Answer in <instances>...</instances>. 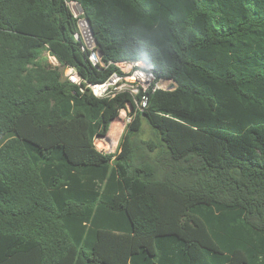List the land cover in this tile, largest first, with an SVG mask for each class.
<instances>
[{
	"label": "trees",
	"instance_id": "trees-1",
	"mask_svg": "<svg viewBox=\"0 0 264 264\" xmlns=\"http://www.w3.org/2000/svg\"><path fill=\"white\" fill-rule=\"evenodd\" d=\"M72 2L175 89L94 97L117 69ZM0 264H264V0H0Z\"/></svg>",
	"mask_w": 264,
	"mask_h": 264
},
{
	"label": "built area",
	"instance_id": "built-area-1",
	"mask_svg": "<svg viewBox=\"0 0 264 264\" xmlns=\"http://www.w3.org/2000/svg\"><path fill=\"white\" fill-rule=\"evenodd\" d=\"M88 45L90 52L88 54V60L93 67L99 70L106 69L108 66L112 65L117 69V71H114L104 83L87 86L94 97L98 99H112L117 95L129 94L134 98L140 93H146L149 90H151V92L164 90L158 87V83L163 79H158L154 70L147 64L139 61H124L117 63L109 62L106 65L102 63L100 52L97 50L95 44L91 43ZM54 60L56 59L54 58ZM65 77L70 83L78 86L82 82V79L72 67H65ZM135 103L137 109L140 110V106L145 105V99L140 103ZM130 121L131 117L129 116L127 122L129 123Z\"/></svg>",
	"mask_w": 264,
	"mask_h": 264
},
{
	"label": "rangeland",
	"instance_id": "rangeland-1",
	"mask_svg": "<svg viewBox=\"0 0 264 264\" xmlns=\"http://www.w3.org/2000/svg\"><path fill=\"white\" fill-rule=\"evenodd\" d=\"M41 63L42 64L47 63L48 65L50 64L53 67H59V64L56 62V60H54V58H52V56H50L47 52L42 53ZM63 74L65 76V69ZM170 82L172 83V81ZM130 112L131 109L129 108V106L126 107V109L121 110L119 112L118 118L109 124L108 132L105 135V137H96L94 139V144L97 150L103 151L104 153L107 154H114L117 152L120 139L127 129V125H128L127 118H129ZM132 138H133L132 140L137 142V144H140V142L143 141L145 142L151 139L152 133L148 124L142 121L140 132L132 136ZM143 149L147 151L145 146H143Z\"/></svg>",
	"mask_w": 264,
	"mask_h": 264
},
{
	"label": "water",
	"instance_id": "water-1",
	"mask_svg": "<svg viewBox=\"0 0 264 264\" xmlns=\"http://www.w3.org/2000/svg\"><path fill=\"white\" fill-rule=\"evenodd\" d=\"M70 9H71L72 13L74 14V16L76 18H79L78 24H79L82 36L86 39L87 44H91V43H89V37L91 36V34H90V31L88 28V23L84 18H82V15H83L82 7L80 6V4L78 2H72V3H70ZM173 84H175V83L173 82Z\"/></svg>",
	"mask_w": 264,
	"mask_h": 264
},
{
	"label": "bare ground",
	"instance_id": "bare-ground-1",
	"mask_svg": "<svg viewBox=\"0 0 264 264\" xmlns=\"http://www.w3.org/2000/svg\"><path fill=\"white\" fill-rule=\"evenodd\" d=\"M158 87L161 89L170 91V90L174 89V84H173V82L171 83L170 81H167V80H161L158 83Z\"/></svg>",
	"mask_w": 264,
	"mask_h": 264
},
{
	"label": "crops",
	"instance_id": "crops-1",
	"mask_svg": "<svg viewBox=\"0 0 264 264\" xmlns=\"http://www.w3.org/2000/svg\"><path fill=\"white\" fill-rule=\"evenodd\" d=\"M175 85V84H174Z\"/></svg>",
	"mask_w": 264,
	"mask_h": 264
}]
</instances>
